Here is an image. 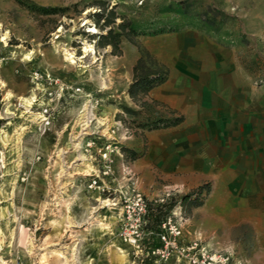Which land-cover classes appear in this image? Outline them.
<instances>
[{"label": "rangeland", "instance_id": "374dc122", "mask_svg": "<svg viewBox=\"0 0 264 264\" xmlns=\"http://www.w3.org/2000/svg\"><path fill=\"white\" fill-rule=\"evenodd\" d=\"M121 22L119 52L100 45ZM143 51L173 103L129 96ZM133 186L174 201L185 238L264 264V0H0V264H150L120 233Z\"/></svg>", "mask_w": 264, "mask_h": 264}, {"label": "built area", "instance_id": "2783aa9c", "mask_svg": "<svg viewBox=\"0 0 264 264\" xmlns=\"http://www.w3.org/2000/svg\"><path fill=\"white\" fill-rule=\"evenodd\" d=\"M172 195L166 191L155 202H166ZM122 196L121 221L129 226L120 233L123 240L136 249V253L145 251L150 264H167L172 257L180 264H241L235 263L230 253L211 248L199 235L185 238L180 210H171L156 228H152L149 226L148 206L142 193L133 186L130 193Z\"/></svg>", "mask_w": 264, "mask_h": 264}, {"label": "trees", "instance_id": "16d2710c", "mask_svg": "<svg viewBox=\"0 0 264 264\" xmlns=\"http://www.w3.org/2000/svg\"><path fill=\"white\" fill-rule=\"evenodd\" d=\"M114 14L112 12L107 15L104 23L107 25L114 21ZM128 23L121 22L118 24L119 32H114L111 28L108 29L106 33L99 35L100 45H111L113 51L119 52V42L120 36L124 34L125 27ZM131 31L135 29L131 28ZM155 32V31H154ZM168 75V70L166 67L157 62V60L148 52L143 51L135 61L132 67V81L128 87V94L134 101H139L143 96H145L152 88L165 82ZM181 117H176L172 119H163L158 124L160 126L166 127L171 125H176L181 122ZM154 126H159L157 123ZM124 150V149H123ZM188 200V196L183 197L182 203L184 204ZM174 201L169 203L156 204L155 206L148 207L147 218L149 221V226L156 228L169 210L173 207ZM199 204V203H197ZM151 212V214H150ZM154 212V214H153Z\"/></svg>", "mask_w": 264, "mask_h": 264}, {"label": "bare ground", "instance_id": "6f19581e", "mask_svg": "<svg viewBox=\"0 0 264 264\" xmlns=\"http://www.w3.org/2000/svg\"><path fill=\"white\" fill-rule=\"evenodd\" d=\"M90 32H93V33H97V30H96V28L95 27H93V28H91L90 30H89ZM83 43H84V47H83V52H84V54H83V56H81V57H76L75 55H74V53L72 52V51H70V49H68V48H66V47H64V46H62V48H60V50L63 52L62 54L65 56V58L67 59V60H69L71 63H76V61H79V62H81L82 61V58H84L87 54H88V52H90V51H93V46H92V44H89L86 40H84L83 41ZM94 52V51H93ZM92 52V53H93ZM26 56V55H25ZM29 56V55H28ZM27 57V56H26ZM83 62V61H82ZM2 82V81H1ZM3 83V82H2ZM3 85H4V83H3ZM9 93V92H8ZM7 96V95H6ZM7 97H9V96H7ZM35 95H34V93H31L30 95H28V96H22L21 98H20V100L23 102V104L25 105V107H26V109L27 108H29L32 104H33V102L35 101ZM88 109V108H87ZM34 114V113H33ZM37 114V113H36ZM82 121H84V119L82 120ZM23 129H21V131H22ZM84 133V132H83ZM82 133V134H83ZM20 134H21V132H18L17 133V135H16V138H17V140L19 141V138H20ZM78 139V140H77ZM74 140H76L77 142L75 143V144H73V146H74V148H81L80 147V144H81V139L80 138H74ZM60 156V155H59ZM103 202V201H102ZM111 203L112 204H114L112 201L110 202V205H111ZM68 223H69V225L70 226H73L74 224H75V221L70 217V216H68V221H67ZM68 225V226H69ZM76 247V246H75ZM72 248V247H71ZM65 252V251H64ZM59 254L61 255V257H64V259H65V261L67 262V263H69V264H74V262H75V259L72 257V259H71V261L69 262V259L66 257V256H64V253L62 252V251H59ZM41 259H43L44 261V263L46 262V258H45V255H42L41 256Z\"/></svg>", "mask_w": 264, "mask_h": 264}, {"label": "crops", "instance_id": "0c3cea01", "mask_svg": "<svg viewBox=\"0 0 264 264\" xmlns=\"http://www.w3.org/2000/svg\"><path fill=\"white\" fill-rule=\"evenodd\" d=\"M163 86H165L164 83L161 84V85H159V86H157V87H155V88H153L149 92V95H151L153 98L158 99L160 101H163V102L166 101V102L173 103L172 102L173 101L172 98L169 97L168 93L164 91ZM227 86L228 85H223L222 87H224V89H226V88H228ZM199 87H201L202 89H204V91H200V94L203 95V96H205L206 99L209 98V97H211V98L212 97H215V96L212 95V93L210 91L211 90L210 88L212 87V84H211L210 81H202ZM199 105H202L203 106V103H200ZM202 106H200V108H202ZM219 171H220V169L217 172H219ZM220 172L221 173L222 172L225 173L226 170L220 171ZM188 239H190V236H188Z\"/></svg>", "mask_w": 264, "mask_h": 264}]
</instances>
